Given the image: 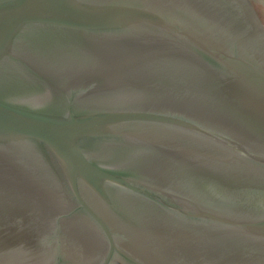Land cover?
Here are the masks:
<instances>
[{
	"label": "water",
	"instance_id": "water-1",
	"mask_svg": "<svg viewBox=\"0 0 264 264\" xmlns=\"http://www.w3.org/2000/svg\"><path fill=\"white\" fill-rule=\"evenodd\" d=\"M0 264H264V0H0Z\"/></svg>",
	"mask_w": 264,
	"mask_h": 264
},
{
	"label": "flooded vegetation",
	"instance_id": "flooded-vegetation-1",
	"mask_svg": "<svg viewBox=\"0 0 264 264\" xmlns=\"http://www.w3.org/2000/svg\"><path fill=\"white\" fill-rule=\"evenodd\" d=\"M252 1V3H254L256 0H251ZM254 1V2H253ZM255 5V4H254ZM261 14V13H260Z\"/></svg>",
	"mask_w": 264,
	"mask_h": 264
}]
</instances>
